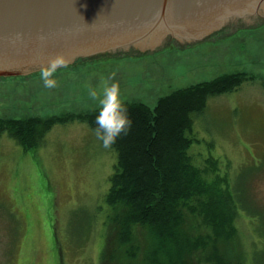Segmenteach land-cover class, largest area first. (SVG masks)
Returning <instances> with one entry per match:
<instances>
[{
	"label": "rangeland",
	"instance_id": "obj_1",
	"mask_svg": "<svg viewBox=\"0 0 264 264\" xmlns=\"http://www.w3.org/2000/svg\"><path fill=\"white\" fill-rule=\"evenodd\" d=\"M233 71L250 77L207 98L193 117L187 150L206 180L231 195L240 264H264V16L224 34L173 42L168 36L153 47L70 62L57 70L59 87L51 90L39 70L0 76V117L97 107L85 85L99 91L101 78L113 74L121 100L153 105L173 88ZM115 161V149H104L81 120L54 123L29 147L0 132V264H102ZM133 234L146 243L143 226L134 225Z\"/></svg>",
	"mask_w": 264,
	"mask_h": 264
},
{
	"label": "trees",
	"instance_id": "obj_2",
	"mask_svg": "<svg viewBox=\"0 0 264 264\" xmlns=\"http://www.w3.org/2000/svg\"><path fill=\"white\" fill-rule=\"evenodd\" d=\"M249 77L245 71L224 72L173 88L153 105L122 100L132 126L112 145L116 161L105 195L111 232L102 264H240L231 195L222 183L206 180L187 149L194 139L193 117L207 98ZM98 111L99 106L45 117H0V132L29 147L57 122L77 119L95 130ZM134 225L144 227V245L134 242Z\"/></svg>",
	"mask_w": 264,
	"mask_h": 264
},
{
	"label": "water",
	"instance_id": "obj_3",
	"mask_svg": "<svg viewBox=\"0 0 264 264\" xmlns=\"http://www.w3.org/2000/svg\"><path fill=\"white\" fill-rule=\"evenodd\" d=\"M264 0H0V76L224 34L263 22ZM20 37L19 39L17 37Z\"/></svg>",
	"mask_w": 264,
	"mask_h": 264
},
{
	"label": "clouds",
	"instance_id": "obj_4",
	"mask_svg": "<svg viewBox=\"0 0 264 264\" xmlns=\"http://www.w3.org/2000/svg\"><path fill=\"white\" fill-rule=\"evenodd\" d=\"M69 63V58L62 53H57L49 58L47 64H42L39 76L43 87L49 90L59 87V82L54 78L55 73L60 68H66ZM113 76L101 78L99 91L97 88L85 85L89 98L97 102L99 106L98 114L95 117L97 127L94 134L96 139L102 142L104 149H111L116 139L121 135H127L132 126L127 108L120 97L119 84L113 82Z\"/></svg>",
	"mask_w": 264,
	"mask_h": 264
}]
</instances>
